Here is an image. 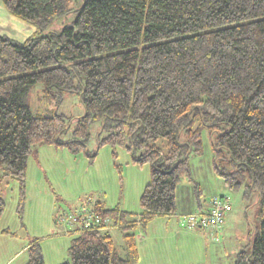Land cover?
<instances>
[{
	"label": "trees",
	"instance_id": "trees-1",
	"mask_svg": "<svg viewBox=\"0 0 264 264\" xmlns=\"http://www.w3.org/2000/svg\"><path fill=\"white\" fill-rule=\"evenodd\" d=\"M69 2L2 0L13 16L35 27L23 41L0 35V182L10 177L18 183L20 226L32 148L82 152L93 163L96 151L88 150L87 140L96 121V150L109 145L116 158L118 148L125 149L132 163H149L150 179L138 214L99 200L86 205L100 225L108 219L122 230L123 254L108 228L83 227L70 233L67 259L59 264H137L136 223L143 228L155 215L175 213L182 180L193 189L198 211L192 213L208 211L190 168V159L203 152V132L224 187L256 191L264 210V0H83L76 9ZM71 11V23L42 34L53 17ZM38 82L51 113H33L28 105ZM69 92L79 95L85 113L63 140L69 116L57 107ZM4 209L0 196V219ZM230 209L219 228H205L222 230ZM39 241L28 244L26 264H45ZM233 264H264V218L250 250H239Z\"/></svg>",
	"mask_w": 264,
	"mask_h": 264
},
{
	"label": "rangeland",
	"instance_id": "rangeland-1",
	"mask_svg": "<svg viewBox=\"0 0 264 264\" xmlns=\"http://www.w3.org/2000/svg\"><path fill=\"white\" fill-rule=\"evenodd\" d=\"M82 2L83 0H70L69 6L76 9L82 4ZM75 17L76 11H71L67 15L53 17L51 22L43 30L42 34H45L47 31L61 30L64 24L71 23ZM27 102L33 113L52 112L49 109L50 104L45 97L44 85L40 82L31 87L27 96ZM57 111L64 114L65 116H69L67 118L69 127L66 132L62 133L60 136L61 139L66 140L72 136V129L76 125L77 117L85 113L79 95L71 92L65 93L61 102L59 103V106L57 107ZM99 130V121L93 122L88 128V150L96 151V156L93 163H89L87 156L82 152L72 153L65 148L54 147L50 145L37 146L36 150L35 148H32V153L29 155L27 161L28 176H35L36 173L39 174L40 171H42L41 168L46 167L47 173L46 170H43V172L51 177L52 182L46 181L42 185L41 189L38 183L33 184V182H29V185L26 188V199L28 198L27 203L31 205V207L36 201V195H41L42 197V200H40L38 203L39 208H41L43 205H53V198L52 195H50L51 190H61L62 185L67 188L71 198H66L67 200L65 202L61 200V198L58 199V201L61 202L59 205L61 208H59L55 216L59 213V211L64 210L68 204H70L68 206L73 207L76 205L79 206V204H81L80 201H84L85 203L83 204H87L90 199H92V201L96 199L104 200L102 190H105L107 195L112 194L113 197L109 198V200L115 199L118 193H120L119 199H121L122 197H125V187L128 186V189L131 188L129 198L130 200H133L134 203H136V194L131 195L136 189V180L133 178V173H136V176L138 175V179L142 178L149 180V163L145 162L140 165L137 164L135 165L134 169L130 170L124 164V162L131 160L132 158L130 153L125 149L118 148L116 158H113L109 145H102L96 150L97 134ZM40 159L43 160L45 165L44 163L42 164L38 162ZM45 160H49L50 162L46 163ZM220 162L221 161H219V163ZM115 163L120 166L122 171V186L120 185L118 169L116 168ZM39 167L40 169H37ZM45 174L44 179L46 178ZM130 178H133L134 186H131L132 183ZM125 180H127L126 183ZM118 186L119 191L117 190ZM113 188L115 189L113 190ZM244 189L246 188L243 186L233 190L226 188V192L229 194V196L227 195L228 200L232 204L230 213L231 219H229L227 222L225 221L224 228L217 234H215L213 230L210 231L211 235L214 234L212 235L213 237H217V235L221 232L219 242L224 245L225 249L230 255L233 252H235L236 255V253L242 249L247 251L250 250V241L256 234V230L258 231L260 229V222L264 218V210L258 203L256 191L249 190L246 192L248 189H246V191ZM17 191L18 183L16 180L6 177L2 182H0V196L5 202V209L0 219V264L27 263V251L18 253L7 263H5L7 259L21 247V244L17 242L16 239L12 240L9 239V237L16 238L18 236L19 240L27 239L28 243H30L33 238L37 237L35 234H38L41 231H43V233H46V231H51L52 222L55 224L52 219V221H50L47 210L45 217L38 221L35 215L41 216L42 214H39L37 210L31 209L30 212L28 211L29 215L27 216L29 229L26 227H21L15 210ZM58 204L59 203H57V206ZM3 229H7L8 232L2 231ZM207 230L206 228H202L200 231L206 235ZM110 233L116 248L121 252V254H123L122 230L120 228H114L110 230ZM2 234L9 237L1 238ZM48 239V241L44 242L46 253V246L56 242L55 239ZM64 256V259H67V254L64 253ZM62 257L58 258V260H54V262H49V260H47V264L61 263L64 260Z\"/></svg>",
	"mask_w": 264,
	"mask_h": 264
},
{
	"label": "crops",
	"instance_id": "crops-1",
	"mask_svg": "<svg viewBox=\"0 0 264 264\" xmlns=\"http://www.w3.org/2000/svg\"><path fill=\"white\" fill-rule=\"evenodd\" d=\"M34 31L35 27L32 24L13 16L4 7L2 0H0V35H5L18 41H23L32 33H34ZM202 138L203 152L200 155L193 156L190 159V168L192 176L202 188L203 195L201 208H207L210 205L212 197L225 194L229 196V194H227L222 180L214 174L212 151L207 132H203ZM38 162L42 164L44 163L42 159H40ZM45 162L49 163L50 161L45 160ZM124 164L130 170L134 169L135 165H137L132 163L131 160L125 161ZM37 169H40V167ZM41 169L42 171H40L39 174L36 173L35 176H28V172L26 173L27 187L29 182H33V184L38 183L41 189L42 185L46 181L52 182L51 177L43 172V170H46L47 173L46 167ZM44 174L46 176L45 179ZM133 176V178L136 180V189L131 195L136 194V203H134L133 200H130L129 197L131 188L128 189L127 186L125 187V197H122L121 199H119L120 193H118L115 199L109 200V198L113 197L112 194L107 195L106 191L102 190L104 200L96 199L92 201V199H90L87 204H83L85 202L80 201L81 204H79V206L76 205L70 207L68 206L70 204H68L67 207L77 208L80 206L91 205L90 201L94 202L99 200L102 201L106 207H118L120 210L138 214L140 212L138 198L144 184H146L149 180L142 178L138 179V175L136 176V173H133ZM133 178H130L132 183L131 186H134ZM126 181L127 180H125V183ZM61 188L62 189H59L58 191L51 188L52 190L50 195H52L53 198V205H43L41 208H39L38 203L40 200H42L41 195H36V201L32 207L27 203L28 198L26 199L25 203L24 223L27 229H29L27 216L29 215L28 211L30 212L31 209L37 210L39 214H42L41 216L35 215L38 221L45 217L47 210L50 221L53 220L56 224L55 225L52 222L51 231H46V233L41 231L40 233L35 234V236H37L40 240L45 264H47V260H49V262H54V260H58V258H61L62 256L64 259V253L66 254V249L69 245L70 239L72 238L70 235L66 234L67 225L63 222H57L55 220V214L58 212L59 208H61L59 207L61 202L58 201V199L61 198V200L65 202L68 198H71L67 188L64 185H62ZM114 189L115 188H113V190ZM117 190L119 191V186ZM175 201L177 205V210L175 213L155 215L147 221L143 228L140 222L136 223L135 233L139 251V261L137 264H233L235 252L230 255L225 249L224 245L219 242L221 232L217 235V237H213L212 235L214 234L211 235L210 231L207 229L206 235L200 231L205 227L198 226L190 228L186 226L184 221L186 215L194 211H198L193 196V189L187 181L182 180L176 186ZM57 203H59L58 206ZM231 209L225 215L224 224L225 221L227 222L229 219H231ZM114 228L109 229V231ZM6 237L8 238L9 236L4 234L1 236V238ZM48 238L55 239L56 242L46 246V253L44 242L48 241ZM9 239H16V241L21 244V247L18 251L13 253V255H11V257H9L5 263H7L18 253L26 251V248L29 244L27 239L19 240L18 236L16 238L9 237Z\"/></svg>",
	"mask_w": 264,
	"mask_h": 264
},
{
	"label": "built area",
	"instance_id": "built-area-1",
	"mask_svg": "<svg viewBox=\"0 0 264 264\" xmlns=\"http://www.w3.org/2000/svg\"><path fill=\"white\" fill-rule=\"evenodd\" d=\"M230 202L227 196H217L213 197L210 201V206L208 211H202L201 213H190L186 215L184 219L187 227H207L210 229L219 228L222 222V216L225 211L230 209ZM57 222H63L67 224L66 234L76 235L81 228H86L89 230L104 228H112V225L108 219H105L106 225H100L102 222L100 218L95 216L91 209L86 206H80L71 210L65 208L59 211L56 217Z\"/></svg>",
	"mask_w": 264,
	"mask_h": 264
}]
</instances>
